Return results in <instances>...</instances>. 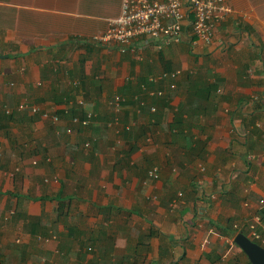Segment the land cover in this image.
<instances>
[{
	"label": "crops",
	"instance_id": "crops-1",
	"mask_svg": "<svg viewBox=\"0 0 264 264\" xmlns=\"http://www.w3.org/2000/svg\"><path fill=\"white\" fill-rule=\"evenodd\" d=\"M229 5L209 44L189 18L182 42L120 53L89 39L122 0H0V264H247L233 238L264 201V0ZM173 71L162 96L140 87ZM72 111L93 127L67 134Z\"/></svg>",
	"mask_w": 264,
	"mask_h": 264
},
{
	"label": "built area",
	"instance_id": "built-area-1",
	"mask_svg": "<svg viewBox=\"0 0 264 264\" xmlns=\"http://www.w3.org/2000/svg\"><path fill=\"white\" fill-rule=\"evenodd\" d=\"M229 0H122L121 15L112 21L108 29L92 40L105 47H117L120 53H125L132 43L140 37L161 38L164 44L182 42L185 32L184 21L190 18L191 36L202 43L209 44L213 39L214 28L231 12ZM179 71L160 73L149 78L153 83L166 82L163 90L150 92L149 95L162 96L167 89L176 87ZM115 97V105L119 102ZM83 104V102H79ZM28 109L31 114H41L44 119L50 115L42 111L36 105H28L21 102L17 110ZM150 111L154 112L152 107ZM6 114L12 111L6 109ZM87 119L80 121L78 117L71 120L73 125L83 127L88 125L90 113H86ZM53 123L59 122L57 115L50 117ZM67 134L72 133L71 126L65 129ZM88 143L84 146L88 147ZM148 178L158 179V168L153 167L147 173ZM258 211L243 223L247 228L246 236L252 242L264 248V220L259 211L264 208V201H259ZM235 227V226H234ZM236 228V227H235Z\"/></svg>",
	"mask_w": 264,
	"mask_h": 264
},
{
	"label": "water",
	"instance_id": "water-1",
	"mask_svg": "<svg viewBox=\"0 0 264 264\" xmlns=\"http://www.w3.org/2000/svg\"><path fill=\"white\" fill-rule=\"evenodd\" d=\"M233 242L246 255L250 264H264V248L252 242L243 233L236 234Z\"/></svg>",
	"mask_w": 264,
	"mask_h": 264
},
{
	"label": "trees",
	"instance_id": "trees-1",
	"mask_svg": "<svg viewBox=\"0 0 264 264\" xmlns=\"http://www.w3.org/2000/svg\"><path fill=\"white\" fill-rule=\"evenodd\" d=\"M91 42H95L94 40H92V39H89ZM95 43H97V42H95ZM99 44V43H98ZM100 45V44H99ZM153 84H156V83H153V82H151V81H147V84H142L140 87L142 88V90L143 91H145V92H148L149 91V86H151V85H153ZM11 115V114H10ZM13 115V114H12ZM71 120H72V118H74V117H78L79 118V120L80 121H82V120H85V119H87V116H86V114H82L81 116H78V115H76V114H74V111H72V113H71ZM11 117L12 116H9V119H11ZM88 120H89V122H88V125L87 126H85L84 127V130H89V129H91L92 127H93V125H94V123H95V116H93V115H91V117L90 118H88ZM71 128H73V123H71ZM80 129H82L83 130V127L80 125V123L77 125ZM84 144H86V143H84ZM84 144H83V149L84 148H86L85 146H84ZM88 144H89V142H88ZM51 199H54V198H49V200H51ZM259 214H260V216L263 218V220H264V208L261 210V211H259ZM10 215H11V217H13V220H15L17 217H15L14 215H15V211H11L10 212ZM243 234H245V232H243ZM240 252H241V255H243L244 256V258H246V262H247V264H250V262L248 261V259H247V257H246V255L240 250Z\"/></svg>",
	"mask_w": 264,
	"mask_h": 264
},
{
	"label": "clouds",
	"instance_id": "clouds-1",
	"mask_svg": "<svg viewBox=\"0 0 264 264\" xmlns=\"http://www.w3.org/2000/svg\"><path fill=\"white\" fill-rule=\"evenodd\" d=\"M9 110V109H8ZM12 114V113H11ZM9 115V114H8ZM245 235V234H244ZM246 236V235H245Z\"/></svg>",
	"mask_w": 264,
	"mask_h": 264
},
{
	"label": "rangeland",
	"instance_id": "rangeland-1",
	"mask_svg": "<svg viewBox=\"0 0 264 264\" xmlns=\"http://www.w3.org/2000/svg\"><path fill=\"white\" fill-rule=\"evenodd\" d=\"M244 257V256H243ZM243 259H245L246 260V258H243Z\"/></svg>",
	"mask_w": 264,
	"mask_h": 264
}]
</instances>
